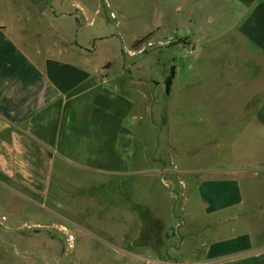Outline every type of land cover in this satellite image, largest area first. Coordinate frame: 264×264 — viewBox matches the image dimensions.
<instances>
[{
  "label": "crops",
  "instance_id": "crops-1",
  "mask_svg": "<svg viewBox=\"0 0 264 264\" xmlns=\"http://www.w3.org/2000/svg\"><path fill=\"white\" fill-rule=\"evenodd\" d=\"M0 8L2 240L20 234H11L16 231L1 214L15 212L18 199L55 205L64 185L78 183L64 184L65 175L88 179L96 207L107 206L115 189L105 181L122 177L127 201V192L136 190L125 180L139 171L135 148L144 118L151 124L155 113L161 121L164 115L170 126L180 105L176 81H184V91L197 81L226 101L218 103L227 112L218 127H240L241 142L261 145L256 155L225 154L231 162L207 170L183 166L188 174L206 173L187 200L195 199L200 211L186 212L179 226L191 225L193 234L204 230V251L192 264H264V238L251 218L254 207L264 208V198L253 205L244 189L251 167L264 164V0H0ZM144 38L163 45L134 53ZM213 77L218 82L207 86ZM181 249L128 253L145 259Z\"/></svg>",
  "mask_w": 264,
  "mask_h": 264
},
{
  "label": "rangeland",
  "instance_id": "rangeland-1",
  "mask_svg": "<svg viewBox=\"0 0 264 264\" xmlns=\"http://www.w3.org/2000/svg\"><path fill=\"white\" fill-rule=\"evenodd\" d=\"M205 81L207 86H211L218 79L213 77ZM183 85V80L176 81L180 105L171 113L170 126L165 123L164 115L161 121L156 113L154 122L148 124L147 119L150 118L146 117L145 112L146 118L138 129L141 133L137 135L135 148L136 170L139 171L125 180L126 183L135 184L138 190L128 191L127 201L122 198L123 187H119L124 182L122 177L105 181L115 185V189L108 192L107 206L96 207L89 201L88 193L92 189L88 179L82 174H71V178L65 175L62 180L64 184L75 179L78 183L70 187L64 185L67 191L57 192L60 199L55 205L51 202L35 205L18 199L15 203L21 206L15 212L1 214L8 218V224L17 232L11 234L20 235L16 239L0 238V264H145L149 260L194 263L204 251L207 241L202 238L204 230L193 234L191 225H185L187 228L184 230L179 226L186 224V212L196 215L200 211L195 199L193 202L187 200L191 193L193 195L197 181L206 173L188 174L183 166H204L207 170V165L231 162L229 159L233 153L243 155L253 152L256 155L261 143L257 140L248 144L241 142L236 137L240 127L219 128L218 119L227 112L218 110V103L220 105L226 101L209 95L205 88H198L201 84L197 81L187 91L182 90ZM157 95L160 100L162 96ZM227 102L231 100L227 99ZM225 154L229 159H225ZM252 168V172L247 174L244 189L250 202L255 205L264 198V164ZM103 195L99 194L96 199L101 201ZM135 199L139 203H135ZM132 203L135 204L131 206ZM263 209L254 207L251 210L253 226L262 238ZM167 222H170L168 230L165 227ZM140 223L142 231L139 235ZM38 226L40 228L36 229ZM136 235L139 236L135 238ZM24 246L26 250L30 248L29 253L24 252ZM172 246L181 247V252L154 253L145 255V259H142L144 256L136 257L128 253L141 247L166 252ZM48 248L52 250L51 254ZM89 250L93 252L92 255L76 254L79 251L89 253ZM172 257L174 261H171Z\"/></svg>",
  "mask_w": 264,
  "mask_h": 264
},
{
  "label": "built area",
  "instance_id": "built-area-1",
  "mask_svg": "<svg viewBox=\"0 0 264 264\" xmlns=\"http://www.w3.org/2000/svg\"><path fill=\"white\" fill-rule=\"evenodd\" d=\"M162 45H163V42H159L155 44L149 40H144L138 46H136L137 49L136 51H134V53H139V54L144 53L147 48H154V47L159 48V47H162Z\"/></svg>",
  "mask_w": 264,
  "mask_h": 264
},
{
  "label": "trees",
  "instance_id": "trees-1",
  "mask_svg": "<svg viewBox=\"0 0 264 264\" xmlns=\"http://www.w3.org/2000/svg\"><path fill=\"white\" fill-rule=\"evenodd\" d=\"M148 38H144L143 40H141V41H139V42H137V43H135V47L136 46H138L142 41H144V40H147ZM172 79H173V76L171 75L167 80H166V87H167V91L169 92V89H170V86H171V81H172Z\"/></svg>",
  "mask_w": 264,
  "mask_h": 264
}]
</instances>
